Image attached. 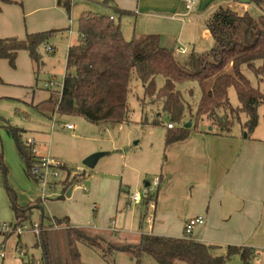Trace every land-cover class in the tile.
Instances as JSON below:
<instances>
[{
  "label": "trees",
  "instance_id": "trees-1",
  "mask_svg": "<svg viewBox=\"0 0 264 264\" xmlns=\"http://www.w3.org/2000/svg\"><path fill=\"white\" fill-rule=\"evenodd\" d=\"M13 1L0 0V8ZM251 1L264 14V0ZM56 2L70 15L73 0ZM118 13L124 11L118 10ZM206 24L214 39L213 46L205 52L192 50L185 54L177 51L176 46L163 44L158 33L127 39L121 25L110 15L82 12L77 18V41L67 51L62 88L50 93L53 113L81 115L98 125L128 122V95L135 80L143 87V103L146 99L163 101L162 110L169 120L167 124L173 123L172 128L166 125L169 129L165 136L166 145L187 138L203 120L217 126L219 133H229L235 119L240 121V112L247 117L241 123L243 132L252 134L258 124L257 107L264 102V92L251 83L243 68L264 82V21H258L248 12L239 14L229 7H218ZM57 31L51 29L27 33L24 37H2L0 58L15 66L18 52L27 50L37 66V73L44 64L40 49ZM158 76L165 79L162 85L156 82ZM185 83L183 91L179 86ZM194 84L200 93L197 101L192 98ZM231 87L236 90L239 107H234L229 100ZM187 116L195 122L193 129L184 124ZM7 127L27 171L37 178L32 168L40 164L41 158L33 151V145L23 139L25 129L10 124ZM2 168L6 173L5 167ZM146 202L150 204L151 200L146 199ZM31 208L14 205L17 223L30 215ZM40 226L43 230L36 233V245L42 249L44 264H85L78 250L79 242L101 249L105 258L116 251L129 253L137 264H146V256L154 258L157 264H227L233 257L238 258L239 264H254L258 254V249L252 246H224L186 235L173 237L143 233L138 243L119 245L106 236L88 233L85 227H72L68 217H54L50 224ZM224 247L226 253L220 251Z\"/></svg>",
  "mask_w": 264,
  "mask_h": 264
},
{
  "label": "rangeland",
  "instance_id": "rangeland-1",
  "mask_svg": "<svg viewBox=\"0 0 264 264\" xmlns=\"http://www.w3.org/2000/svg\"><path fill=\"white\" fill-rule=\"evenodd\" d=\"M87 1L88 6L77 2L70 15L60 7L66 13L67 19L72 17L73 22L72 25L69 22L63 32H55L48 39V44L55 48L54 52L46 51L45 46L40 49L44 64L40 65L36 80L41 91L61 90L66 68L65 56L69 44L78 37L77 18L81 12L106 15L113 12L124 36L127 39L137 38L131 24L124 19L120 20L108 6L111 3H104L105 0ZM227 4L223 7H229L239 14L248 12L258 18V21H264L263 11L251 0H232L230 6ZM33 65L37 68L35 63ZM243 72L254 86L264 92V82L259 81L245 67ZM156 82L162 85L165 79L158 76ZM45 83L52 85L47 88ZM186 85L187 83L179 87L184 91L183 87ZM143 94L141 83L134 80L132 91L128 95L129 121L107 125L93 124L81 115L55 113L51 117H41L37 107L29 103L0 100V126L6 127L10 124L26 129L24 140L35 139V147H40V154L37 155L49 160V165L41 168L35 178L27 171L19 156L10 130L3 127L0 131V153L6 170L4 173L0 164V264H44L41 261L42 249L36 245L34 226L47 225L54 216L58 219L68 217L72 227H85L88 233L106 236L119 245L138 243L143 233L152 231L154 223L147 218L154 215V208H150L146 196L149 191L154 200L160 191L154 180L162 170L165 136L169 131L166 125L169 120L162 110L163 101L153 102L146 99L143 103ZM199 94V88L195 85L192 98L197 101ZM229 100L234 107L240 106L234 87L229 89ZM257 113L258 124L253 132L264 136V102L258 105ZM188 116L184 124L191 122L189 128L193 129L195 122ZM239 117L240 121L235 117L232 133H241V123L247 119L243 112L239 113ZM156 121L159 122L155 123ZM69 123L75 125V129L64 127ZM196 129L217 131L218 127L203 120ZM85 152H90L87 156L96 152L106 154L90 168L83 163ZM94 173L100 177H112L115 180V192L108 187V181L99 179L98 176L90 178ZM121 182L123 184L120 190ZM93 183L97 187H91ZM71 187L72 191L68 195ZM136 192L141 199L129 201V196ZM14 205L32 206L30 215L20 223L15 218ZM105 207H109L107 213L103 212ZM152 232L162 234L156 229ZM167 235L182 237L185 232L182 231L181 235ZM78 250L85 264H137L132 255L122 251L112 252L105 258L101 249L92 248L83 242L78 243ZM220 251L226 253V248ZM144 261L146 264H157L154 258L148 256ZM257 263L264 264V254L256 258L254 264ZM227 264H239V260L233 257Z\"/></svg>",
  "mask_w": 264,
  "mask_h": 264
},
{
  "label": "crops",
  "instance_id": "crops-1",
  "mask_svg": "<svg viewBox=\"0 0 264 264\" xmlns=\"http://www.w3.org/2000/svg\"><path fill=\"white\" fill-rule=\"evenodd\" d=\"M231 1L107 0L106 3H111L108 6L120 20L131 24L137 37L158 33L163 44L176 46L177 51L182 49L186 54L192 50L199 53L209 50L214 39L206 21L214 10L226 3L230 6ZM77 2L89 5L87 0H73L72 8L76 7ZM118 10L124 13L120 14ZM113 15L111 12L110 16ZM69 22L72 25V17L67 19L56 0H14L1 5L0 38L24 37L27 33L51 29L63 32ZM33 64L27 50L18 52L15 66H11L7 59L0 58V100L23 101L37 107L41 117L54 116L53 105L49 101L51 91L38 88ZM3 127L7 126H0V131ZM32 140L35 154H40V147H35V139ZM164 152L162 170L156 178L159 183L155 184L154 180L160 191L154 200L149 191L146 196L148 202L151 200L150 208H154V215L147 218L154 223L152 231L156 229L162 232L160 235L166 236L181 235L189 219L201 216L204 222L194 225L191 233L193 239L224 246L248 245L258 249L257 255H263L264 136L255 132L244 134L243 130L241 133H219L212 129H197L183 140L165 144ZM88 153L85 152L83 157H87ZM0 158L1 166L5 167L1 153ZM96 176L94 173L90 178ZM98 178L108 181V187L115 192L112 177L106 175ZM91 187L97 185L93 183ZM133 194L129 196V201H139L133 200ZM108 211L109 207L103 208L104 213ZM54 217L48 224L53 222ZM152 231L146 233H154Z\"/></svg>",
  "mask_w": 264,
  "mask_h": 264
},
{
  "label": "built area",
  "instance_id": "built-area-1",
  "mask_svg": "<svg viewBox=\"0 0 264 264\" xmlns=\"http://www.w3.org/2000/svg\"><path fill=\"white\" fill-rule=\"evenodd\" d=\"M191 2V1H190ZM111 18H113V16H111ZM45 50L46 51H48V52H54L55 51V48L52 46V45H50V44H47V45H45ZM181 52H184V50H182V49H179ZM52 84H50V83H45V87H49V86H51ZM167 126L169 127V128H172L173 127V123H168L167 124ZM64 127L65 128H67V129H75V125H73V124H66V125H64ZM28 142L31 144V145H33V143H34V141L31 139L30 141L28 140ZM33 151L35 152V149H34V147H33ZM41 158V162H40V164L39 165H35L33 168H32V173L33 174H35L36 176L37 175H39V173H40V169L41 168H44V167H47L48 165H49V160H46V159H44L43 157H40ZM39 177H42V176H39ZM159 183V181H158V179H156L155 180V184H158ZM132 198H133V200H140L141 199V196L138 194V193H134L133 195H132ZM152 216V215H151ZM204 222V219H203V217H201V216H197V217H194V218H191V219H189L187 222H186V224H185V234H186V236H191V233H192V230H193V227H194V225L195 224H197V223H203ZM55 227H58L57 225H55ZM20 228H18V230H19ZM34 229H35V232L36 233H39V232H41L42 230H43V228L39 225H35L34 226ZM17 231V230H16ZM191 238H192V236H191ZM258 257H260L259 255H257V258ZM255 261H256V259H255ZM257 264H260V263H257Z\"/></svg>",
  "mask_w": 264,
  "mask_h": 264
},
{
  "label": "water",
  "instance_id": "water-1",
  "mask_svg": "<svg viewBox=\"0 0 264 264\" xmlns=\"http://www.w3.org/2000/svg\"><path fill=\"white\" fill-rule=\"evenodd\" d=\"M191 124H192V123L189 122V123H187L185 126H186V127H189V126H191ZM104 154H106V153H104V152H96V153H93V154L87 156V157L84 159L83 163H84V165H86L87 167L93 168V167L95 166L96 162L98 161V159H99L102 155H104ZM71 191H72V187L69 189V191H68V195H70Z\"/></svg>",
  "mask_w": 264,
  "mask_h": 264
}]
</instances>
